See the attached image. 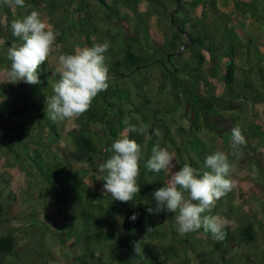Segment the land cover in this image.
Here are the masks:
<instances>
[{
	"label": "trees",
	"instance_id": "obj_1",
	"mask_svg": "<svg viewBox=\"0 0 264 264\" xmlns=\"http://www.w3.org/2000/svg\"><path fill=\"white\" fill-rule=\"evenodd\" d=\"M29 1L25 0V4ZM98 1L106 9L105 13L109 19L116 16L118 20H128V12L123 13L117 5L120 3L132 11L135 20L132 24L133 28H139L142 23H146L149 28L145 32L146 37H140L139 31L132 33L126 29V33L123 32L124 36L132 38L134 42H128L123 47L124 52L116 58L115 48L111 43L118 35H122L120 32L111 35L110 41L89 40L90 47L105 42L109 44L105 53L109 80L134 79V76L142 74L145 70L160 65L177 84L186 86L184 92L194 104H196L194 90L201 83L206 85L208 98L211 101L225 103L228 107L241 97L252 105L264 102V67L260 62L262 59L260 49L256 46L253 48V54L259 60L255 65L259 68L257 78L259 85H255L247 78L244 80V86L235 91L237 88L235 60L243 55L252 54V50L250 44L245 43L237 34L230 15L218 14L211 21L212 27L218 31L217 34V32L213 33V29L206 28V20L202 16L204 12L193 21L185 12L182 0H177L175 10L170 13H167L169 0H148L151 9L146 13L138 9L139 0H114L112 3L106 0ZM199 4L207 5L211 11L219 12L217 0L192 1L194 8ZM1 6L9 15V32L7 34L0 32V72L3 69L6 72L11 63L7 58L8 47L13 42L19 45L22 41L11 34L12 15L9 7ZM235 7L243 14H251L264 25V0H235ZM151 16L161 17L162 21H166L165 24L170 25L169 32L165 31L164 39L159 43L154 41L149 27ZM185 35L188 37V43H184ZM124 41L127 40L124 38ZM185 47L188 48L190 57L195 62L193 66L181 58ZM204 50L208 52L209 59ZM74 51L68 49L64 53L72 54ZM226 57L230 58L224 73L226 91L217 95L211 79L217 77ZM37 75L39 82L36 84H27L23 81L12 84L4 82L5 78L0 80V150L7 156L11 166L30 160L32 167L42 177L46 189L53 197V203L57 206L62 205L61 211L65 216L59 225L57 235L62 244L71 246L70 249L74 252L68 264H140V262L165 264L152 254L150 248V242L162 236L161 230L165 223L160 224V222L167 211L158 213L148 211L149 208L155 210L157 206L154 192L162 187L161 175L164 172L154 173L145 166L156 144V135L152 132L149 114L143 112L133 100L129 88L113 86L108 81L107 90L97 95L91 107L76 118L77 127L68 131L67 138L73 147L68 151L60 143V122L50 120L45 111L46 97L54 94L53 85L58 82L59 75L49 60L39 66ZM178 101L174 102L172 108L177 106ZM156 112L157 109H154V124L160 120H157ZM198 116L196 114L192 121V126L197 130ZM127 117L131 118L130 123L133 125L147 124L150 127L143 135L131 134L130 138L141 145L144 157L140 162L138 178L140 192L133 201L121 202L113 200L111 195L104 197L103 194L94 192L86 178L92 170H95L104 185L103 178L107 173L100 172V163L113 155L111 146L119 138L120 131L124 130V120ZM94 124L103 128V134L92 128ZM158 127L166 130L163 145L169 151H176L178 154L177 170H179L185 164V159L181 156V146L184 142L178 143L169 134V128L164 123ZM240 129L246 140V145L241 146V151L249 148L251 143H248V140L255 141V148L264 147V123L251 121ZM182 137L188 140L186 149L195 151L204 164L205 158H202L199 152L203 148L202 139L198 136L191 139L188 131L184 132ZM53 147L55 149L51 151ZM190 160V165L193 166L192 157ZM81 163L95 164V167L79 165ZM259 170L264 172L260 166ZM8 205L7 201L0 202L1 215L6 214ZM133 214L137 217L135 221L130 219ZM167 215L170 216V212H167ZM168 221L171 222L170 218ZM250 225L253 226V223ZM36 228V224L33 223L29 229L23 230V239L33 236V233L37 232ZM148 228L152 230L148 231ZM235 232L237 234V231ZM226 233L225 240H228L229 231L226 230ZM135 242H140L138 253L134 250ZM41 256L47 257L44 253ZM45 260L27 251L21 244V238L16 234L12 232L0 234V264H44Z\"/></svg>",
	"mask_w": 264,
	"mask_h": 264
},
{
	"label": "rangeland",
	"instance_id": "obj_2",
	"mask_svg": "<svg viewBox=\"0 0 264 264\" xmlns=\"http://www.w3.org/2000/svg\"><path fill=\"white\" fill-rule=\"evenodd\" d=\"M32 1V2H30ZM25 7H9L12 20L22 18L32 10L41 13V17L52 28L59 33L56 40L55 51L49 58L50 64L56 68L58 57L68 49L90 47L91 41H110L111 35L120 32L111 43L113 45L115 58L123 53V47L128 42H134L132 38L125 37L123 32H138L140 37H146L148 31L146 23L140 24L139 28H133L134 16L132 11L118 3L123 13L128 12V20H118V17L109 19L106 16V9L98 0H30ZM34 1V2H33ZM112 3L114 0H106ZM183 8L188 15L198 19L202 13L206 20V28L213 29L211 21L218 14H228L231 16L233 24L236 26L237 34L241 36L245 43L250 44L252 54L243 55L237 58V91L244 86V80L249 78L255 85H259V68L255 66L259 60L253 54V48L260 49L261 65L264 67V25H262L251 14H243L235 7V0H217L218 13L211 11L209 6L199 4L193 7V0H182ZM148 0H139L138 9L143 13L150 11L151 6ZM167 13L175 10L177 0H169ZM162 11V7H160ZM166 13V14H167ZM8 12L0 5V32L7 34ZM148 17V16H147ZM225 18V16H222ZM146 22L147 20L144 19ZM166 22V21H165ZM160 17L151 16L149 27L154 36V41L161 42L164 39L165 31L169 32V23L165 24ZM148 23V22H147ZM86 24V25H84ZM88 31V34H87ZM215 34V35H217ZM127 41H124V38ZM248 37V38H247ZM3 40V39H2ZM1 40V41H2ZM184 43H188V37L183 36ZM207 58L209 54L204 50ZM183 61L193 66L195 62L191 59L187 47L183 49L181 56ZM230 61L229 57L223 59V67L218 71L217 77L211 81L215 86L217 95L223 94L226 90L224 73L226 65ZM5 70H1L0 80L5 78ZM181 76H183L181 74ZM113 86L127 87L132 92L133 100L139 107L149 114V123L152 132L158 130L160 135L155 137L156 143L165 147V128L158 125L164 123L169 128V134L178 143L184 142L181 146V156L185 163L194 161L193 167L203 169L204 164L195 151H188L185 147L186 138L182 137L184 132H190V138L197 136L203 141V148L199 150L200 156L205 158L215 151L229 153L230 161H235L236 167L231 175L236 181L235 187L225 196L220 198L212 208L210 215H216L229 221L225 231H229L228 240L217 241L213 239L211 233L205 232L203 228L180 235L177 231L175 214L170 216L165 214L161 219L162 236L150 242L152 254L165 264H264V172L259 170V166L264 170V147H254L255 141L248 140L249 148L242 151L243 155L237 158L231 155V129L234 126H247L251 121L264 123V102L252 105L251 102L242 97L231 103L228 107L225 103H216L208 98L206 85L203 83L195 87L194 104L192 99L184 92L185 85L177 84L168 74L167 70L158 65L145 70L142 74L134 76V79H110ZM138 86V87H137ZM141 86V87H139ZM177 88V89H176ZM179 89V90H178ZM157 91V92H156ZM193 98V97H192ZM190 99V100H189ZM176 100L178 104L175 108L172 105ZM157 109L156 121L154 124L153 110ZM197 114L199 129L192 126V121ZM154 120V121H153ZM61 125V141L66 150L73 147L67 138L68 131L77 127L76 119L59 121ZM99 133L103 134V128L93 125ZM123 132L120 131V134ZM119 134V136H120ZM189 137V136H188ZM150 138L149 136L147 137ZM55 148L53 147L51 151ZM105 149V148H103ZM175 153L176 167L172 170L177 171L179 160ZM175 163V161H174ZM87 167H95V164L81 163ZM255 168V172H253ZM162 187L171 178V173L162 172ZM87 181L92 190L109 197L106 193L100 176L92 170ZM165 182V183H164ZM53 197L46 189L42 177L36 169L32 167L30 160L11 166L7 156L0 150V202H8L7 212L0 214V234L12 232L21 238V244L31 254H36L38 258L46 259L44 264H68L74 252L71 246L64 245L59 240L57 230L65 216L61 211L62 205L57 206L53 203ZM170 218L171 222L168 221ZM35 223L37 232L27 239H23V230L29 229ZM253 223V226L250 224ZM237 231V234L236 232ZM27 240V242H26ZM46 254V256H41ZM140 264H143L140 262Z\"/></svg>",
	"mask_w": 264,
	"mask_h": 264
},
{
	"label": "clouds",
	"instance_id": "obj_3",
	"mask_svg": "<svg viewBox=\"0 0 264 264\" xmlns=\"http://www.w3.org/2000/svg\"><path fill=\"white\" fill-rule=\"evenodd\" d=\"M0 5L26 6L25 0H0ZM10 31L22 43L13 42L7 49V58L11 63L5 72L4 82L38 83L37 69L52 57L59 33L36 10L13 19ZM108 48L109 44L105 42L77 48L72 54L59 55L55 68L59 80L53 85L54 94L46 97L45 101L46 115L50 120L57 122L78 118L91 107L100 92L107 90L109 67L105 53ZM130 120V117L125 118V128L111 146L113 155L99 166L101 173H107L103 178L104 191L110 193L113 200L121 202L133 201L140 192L138 178L140 162L144 157L141 145L130 138L131 134L143 135L150 127L147 124L133 125ZM153 134L160 135L158 130ZM231 138V155L239 158L243 155L241 146L246 145V140L238 125L231 129ZM229 155L224 151H215L206 157L203 169L185 163L173 172L177 164L175 153L157 142L145 166L154 173L169 172L171 178L154 192L157 206L155 210L149 208V213H174L180 235L203 228L211 233L213 239L224 240L229 221L209 213L216 202L235 187L236 181L231 173L236 164L230 161ZM136 218L135 214L130 217L132 221ZM151 230L148 228V231ZM139 246L140 242H135L137 253Z\"/></svg>",
	"mask_w": 264,
	"mask_h": 264
}]
</instances>
